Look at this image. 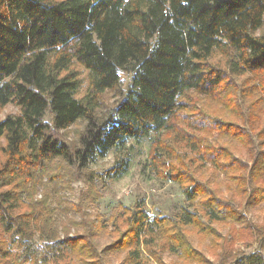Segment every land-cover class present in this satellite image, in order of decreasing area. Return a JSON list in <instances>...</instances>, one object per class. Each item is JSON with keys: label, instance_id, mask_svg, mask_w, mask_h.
Here are the masks:
<instances>
[{"label": "trees", "instance_id": "trees-1", "mask_svg": "<svg viewBox=\"0 0 264 264\" xmlns=\"http://www.w3.org/2000/svg\"><path fill=\"white\" fill-rule=\"evenodd\" d=\"M110 92L119 99L107 105ZM11 104L18 114L0 119V261L28 245L44 217L54 221L51 204L49 214L29 203L35 191L69 177L95 202L98 181L127 174V144L154 134L152 165L192 212L150 221L141 205L123 207L112 232L92 221L93 237H118L102 252L82 222L84 233L55 228L24 261L107 264L123 252V264H146L145 254L163 264L168 251L212 264L195 237L211 239L214 264H264V225L244 214L264 203V0H0V114ZM114 150L112 168L90 170ZM213 175L225 176L224 191ZM216 224L231 225L228 237ZM236 239L261 250L236 251Z\"/></svg>", "mask_w": 264, "mask_h": 264}, {"label": "rangeland", "instance_id": "rangeland-1", "mask_svg": "<svg viewBox=\"0 0 264 264\" xmlns=\"http://www.w3.org/2000/svg\"><path fill=\"white\" fill-rule=\"evenodd\" d=\"M262 32H259L261 34ZM220 60L219 57L214 61ZM124 88L127 87L131 76L122 73L121 74ZM107 105L116 103L119 97L110 92L105 96ZM19 109L14 105H8L0 114V119L4 120L9 115L18 114ZM49 119V118H48ZM83 124L71 128L68 133L69 139H74L77 131L83 129ZM215 134L213 140L217 138ZM155 137L152 134L149 138L143 140L141 143L130 141L126 148L122 150V156H128L130 159V165L127 174L121 179L109 182L107 186L98 181L97 190L101 194V197L95 202L88 200L89 186L84 181H78L75 179L65 178L61 182L52 183L40 190H49L56 195V199L50 202L51 207L55 209L54 223L56 229L63 237L64 228L70 230V235L73 237L78 234H82L86 231V228L81 224L82 222H76L74 218L80 213L86 215V217H101L106 227H112V219L116 214H119L123 207L133 208L139 204L143 207L149 216V220L152 221L156 217H176L183 215L185 211H193L191 203L187 200L186 195L180 186L174 182L166 181L158 176L152 161L150 158V148L152 139ZM230 139L224 138L222 141L227 142ZM118 151L110 152L107 157L98 159L96 162L90 165L92 172L102 174L105 171L112 168L115 164ZM111 158V159H110ZM210 166V164H208ZM209 176L211 172L207 173ZM211 180L218 183L221 190L224 191L223 182L225 180L224 175H213ZM47 181V180H46ZM45 181V182H46ZM60 194H63L62 196ZM73 205L80 207L79 212L72 209ZM245 217L251 222L255 228L257 225H264V203L254 209H248L245 213ZM94 219V220H95ZM238 225V224H237ZM215 228L218 230L222 238L228 237V233L231 229V225L228 224H216ZM193 247L204 254L210 263H217L216 256L211 252L210 244L211 239L198 240V238H191ZM112 242V241H111ZM111 242L106 245H97L100 248H107L111 245ZM250 243V244H246ZM236 249V248H235ZM251 249V251H248ZM260 243L258 241L245 242L243 248L236 249L243 253H253L260 251ZM147 259L146 264H160L155 258L144 255ZM125 253H115L107 257V264H123L125 260ZM163 264H189L185 263L177 254L165 252L162 255ZM78 264H85L78 262ZM196 264V263H190Z\"/></svg>", "mask_w": 264, "mask_h": 264}, {"label": "clouds", "instance_id": "clouds-1", "mask_svg": "<svg viewBox=\"0 0 264 264\" xmlns=\"http://www.w3.org/2000/svg\"><path fill=\"white\" fill-rule=\"evenodd\" d=\"M111 159V158H110ZM61 196L63 194H60ZM56 195L52 193L49 190H39L35 191L29 200V203L33 205V209L36 211H42L45 208H48V205L50 202L54 199H56ZM49 214H51V209L48 208ZM95 219V217H85L83 213H80L78 216L74 218L76 222H86L88 225V236H89V242L94 245H106L107 243L111 242L112 240H115L118 238L117 236H112L111 238H108L103 231L99 232V235L96 237L92 236L93 232L99 231L97 226L92 223V221ZM55 223L54 221L48 220L47 217H44L41 222H38L37 225L33 228V231H35L36 235L35 237L29 241L28 245H24L23 247H14L12 249L13 255L8 258V261H0V264H35V259H38V257H34L32 261H24V257L28 256L30 251H32L33 248H39L42 247L45 243H51V240L47 239V237L51 236L52 233L55 230ZM2 231V229H0ZM108 232H112L113 229L111 227L108 228ZM4 239H7V237H4ZM221 244L225 245V250L227 251L229 248L228 241H221ZM245 241L241 239H236L232 244V248L240 249L243 248ZM100 251H103V248H100ZM248 251H251V249H248Z\"/></svg>", "mask_w": 264, "mask_h": 264}]
</instances>
